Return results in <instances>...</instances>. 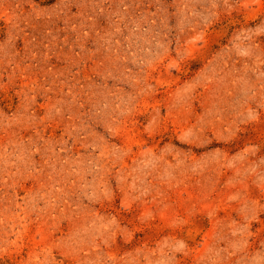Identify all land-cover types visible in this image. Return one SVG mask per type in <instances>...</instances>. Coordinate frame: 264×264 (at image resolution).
<instances>
[{"label": "rangeland", "instance_id": "rangeland-1", "mask_svg": "<svg viewBox=\"0 0 264 264\" xmlns=\"http://www.w3.org/2000/svg\"><path fill=\"white\" fill-rule=\"evenodd\" d=\"M0 264H264V0H0Z\"/></svg>", "mask_w": 264, "mask_h": 264}]
</instances>
